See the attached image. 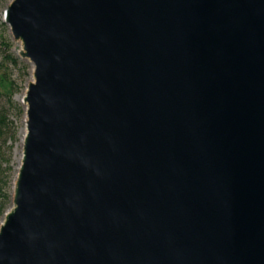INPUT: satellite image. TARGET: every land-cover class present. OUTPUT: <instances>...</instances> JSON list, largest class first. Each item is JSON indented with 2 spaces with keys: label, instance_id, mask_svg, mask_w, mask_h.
I'll list each match as a JSON object with an SVG mask.
<instances>
[{
  "label": "water",
  "instance_id": "1",
  "mask_svg": "<svg viewBox=\"0 0 264 264\" xmlns=\"http://www.w3.org/2000/svg\"><path fill=\"white\" fill-rule=\"evenodd\" d=\"M33 68L0 264H264V0H12Z\"/></svg>",
  "mask_w": 264,
  "mask_h": 264
},
{
  "label": "trees",
  "instance_id": "2",
  "mask_svg": "<svg viewBox=\"0 0 264 264\" xmlns=\"http://www.w3.org/2000/svg\"><path fill=\"white\" fill-rule=\"evenodd\" d=\"M11 0H0L7 5ZM7 51L11 50L6 43ZM22 63L12 54L0 61V220L12 206V187L14 182L13 151L18 141V123L25 117V108L16 96L22 92L24 77L14 78L12 68ZM28 69L24 66V70Z\"/></svg>",
  "mask_w": 264,
  "mask_h": 264
},
{
  "label": "rangeland",
  "instance_id": "3",
  "mask_svg": "<svg viewBox=\"0 0 264 264\" xmlns=\"http://www.w3.org/2000/svg\"><path fill=\"white\" fill-rule=\"evenodd\" d=\"M9 4L7 5L0 4V61H2V59L6 55L12 54L16 58H18L19 61L22 63V65H20L18 68H12L14 78H21L25 76V73H27V75L24 77L25 82L23 84L22 92L16 96L17 101L21 102V99L24 97L26 93L28 84L33 81V75H32L33 68L29 61L23 59L20 56L22 45L21 43L14 41L9 26L3 21L5 10ZM6 43H10L11 45L10 51H7ZM24 66L28 67L26 72L24 70ZM18 127H19L18 141L16 142L14 146V151H13L14 181L18 173L19 166L21 164V163L18 164L16 161V150L19 149L21 159L23 155V139H22L21 131L22 130L25 131V117L22 120H20V122L18 123ZM13 185H14V182H13ZM12 193H13V187H12ZM2 220L3 219L0 220V225H1Z\"/></svg>",
  "mask_w": 264,
  "mask_h": 264
},
{
  "label": "bare ground",
  "instance_id": "4",
  "mask_svg": "<svg viewBox=\"0 0 264 264\" xmlns=\"http://www.w3.org/2000/svg\"><path fill=\"white\" fill-rule=\"evenodd\" d=\"M21 134H22V139H23L24 138V135H25V131L22 130L21 131ZM16 161H17L18 164L21 163V157H20V151H19V149L16 150Z\"/></svg>",
  "mask_w": 264,
  "mask_h": 264
}]
</instances>
